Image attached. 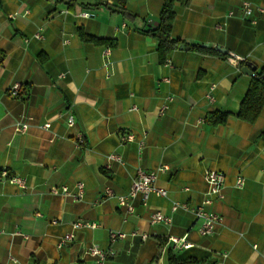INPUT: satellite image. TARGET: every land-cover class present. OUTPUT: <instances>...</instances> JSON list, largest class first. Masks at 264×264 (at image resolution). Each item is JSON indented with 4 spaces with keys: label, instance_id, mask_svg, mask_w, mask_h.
I'll list each match as a JSON object with an SVG mask.
<instances>
[{
    "label": "crops",
    "instance_id": "0c3cea01",
    "mask_svg": "<svg viewBox=\"0 0 264 264\" xmlns=\"http://www.w3.org/2000/svg\"><path fill=\"white\" fill-rule=\"evenodd\" d=\"M68 1L94 2L0 0V171L26 185L0 181V264H97L85 254L90 246L106 253L107 264H264V108L253 123L236 116L253 76L228 61L232 54L264 68V13L250 24L240 11L243 2L264 8V0L175 3L171 36L185 45L164 64L144 32L158 24L164 0H103L81 13ZM81 32L115 45L84 41ZM14 84L17 97L8 91ZM216 111L229 115L212 126L207 118ZM17 122L27 132L15 133ZM127 135L134 140L123 142ZM138 169L157 172L167 196L151 195L146 205L135 199L127 213L104 191L127 195ZM211 170L225 176L223 199L207 207L221 221L201 236L191 210L208 197ZM77 183L80 201L50 192ZM173 202L188 210L172 212ZM156 212L169 221L151 224ZM78 221L96 227L73 230ZM112 232L125 238L111 239ZM67 234L72 242L58 248ZM171 236H185L191 248L173 250Z\"/></svg>",
    "mask_w": 264,
    "mask_h": 264
},
{
    "label": "built area",
    "instance_id": "2783aa9c",
    "mask_svg": "<svg viewBox=\"0 0 264 264\" xmlns=\"http://www.w3.org/2000/svg\"><path fill=\"white\" fill-rule=\"evenodd\" d=\"M241 17L248 21L250 24L256 23V15H260L264 13V8L261 7H253L249 2H243L240 5ZM87 16V15H86ZM228 17L234 16L233 11H229L227 13ZM221 26H216L217 29H220ZM35 39H42V31H39L33 36ZM65 44L68 43L66 40ZM105 57L110 55V51L106 49L103 52ZM228 61L233 64H238L239 62H243L242 58H238L230 54L228 57ZM254 76V74L252 75ZM62 77V75H61ZM166 81V80H165ZM20 85L14 84L9 88V94L13 97L19 96ZM172 97H167L164 101V104L160 107L158 113L159 115H163L167 110L169 103L172 101ZM133 110L136 107L132 108ZM75 124V120L70 113L65 115V126L67 128H72ZM29 126L24 122H17L14 127V132L17 134H23L27 132ZM44 129H49L50 124H45L43 126ZM79 143H83V138L80 136L78 138ZM134 137L132 135L125 136L122 141L123 142H132ZM140 148L143 146V142H139ZM108 161L121 162V159L118 156L110 155ZM107 167V166H106ZM166 168H160L158 172L165 171ZM225 176L223 173L219 171H208L205 174V181L207 184V198L199 204L197 207L191 210L193 215L197 220L200 221V227L198 232L201 236H209L213 234L215 227L220 223L221 218L218 214L210 212L207 207L212 204L213 199L221 200L224 195L222 192L223 184H224ZM0 181H5L11 185L17 186L19 188H25V181L21 178L10 176L7 171H0ZM157 181V172H145L141 169H138L136 172V176L133 180L131 189L127 195H116L115 192L107 187L105 188L104 194L109 198H115L118 202V205L122 207L127 213L133 212L132 201L135 199H140L143 205H146L149 196L155 195L157 197H166L167 192L164 189L158 188L156 186ZM244 184V180L242 178H237L236 180V188H241ZM50 192L54 195L63 194L65 196L70 197L72 200L80 201L84 196V185L82 183H77L73 188H69L66 186L56 188H51ZM178 210L187 211L188 207L184 203L173 202L171 205V211L176 212ZM169 221L168 218L163 216L160 212H156L152 215L150 219L151 224L157 223H167ZM96 227L95 224H87L81 221L75 222L72 225L73 230H78L81 228H90L94 229ZM111 239H123L125 235L122 233H110ZM73 240L72 234H67L61 238L57 244L58 248L63 247L66 243H70ZM168 244L171 245L173 250H181V249H189L191 248V244L186 240V237H174L171 236L168 238ZM85 254L93 259H95L97 264H107V256L106 253L100 250L96 246H90L86 249Z\"/></svg>",
    "mask_w": 264,
    "mask_h": 264
},
{
    "label": "trees",
    "instance_id": "16d2710c",
    "mask_svg": "<svg viewBox=\"0 0 264 264\" xmlns=\"http://www.w3.org/2000/svg\"><path fill=\"white\" fill-rule=\"evenodd\" d=\"M50 1V0H49ZM103 0H94L92 4H78L73 1H68L67 6L70 11L75 13H81L83 9L88 7L105 6ZM189 0H164L159 13L158 24L155 28H150L145 32L155 38L157 45V53L161 64H164L169 54L179 46L185 45L180 39L173 38L171 36V28L175 18L174 4L180 3L187 5ZM77 7V9H75ZM74 8V9H73ZM119 11V10H116ZM121 11V10H120ZM121 14L126 17H132L127 11L122 10ZM79 36L84 41H91L97 44H108L114 46L115 42L108 40H98L93 37L87 36L84 33H79ZM192 49L204 50L201 46L191 45ZM245 64V62H242ZM254 76L248 86L244 98L240 103V107L236 113V116L248 123H253L264 108V68H255L253 72ZM227 112L216 111L211 113L207 120L212 126L222 125L226 122L228 117ZM183 264V263H179Z\"/></svg>",
    "mask_w": 264,
    "mask_h": 264
},
{
    "label": "water",
    "instance_id": "95a60500",
    "mask_svg": "<svg viewBox=\"0 0 264 264\" xmlns=\"http://www.w3.org/2000/svg\"><path fill=\"white\" fill-rule=\"evenodd\" d=\"M149 26L151 28H155L157 26V24L154 22H149ZM204 47H207V45H204ZM216 50L220 53H223V54L225 53V50L220 49L219 47H217ZM254 70H255V67L252 66L251 63H249V62H245V64L240 68L241 73H243L244 75H247V76H252Z\"/></svg>",
    "mask_w": 264,
    "mask_h": 264
}]
</instances>
